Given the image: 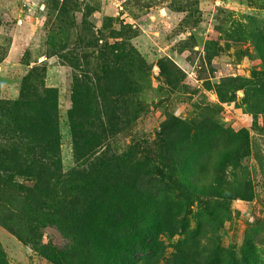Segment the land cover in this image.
<instances>
[{
    "label": "rangeland",
    "instance_id": "374dc122",
    "mask_svg": "<svg viewBox=\"0 0 264 264\" xmlns=\"http://www.w3.org/2000/svg\"><path fill=\"white\" fill-rule=\"evenodd\" d=\"M49 246L264 264V0H0V264Z\"/></svg>",
    "mask_w": 264,
    "mask_h": 264
},
{
    "label": "trees",
    "instance_id": "16d2710c",
    "mask_svg": "<svg viewBox=\"0 0 264 264\" xmlns=\"http://www.w3.org/2000/svg\"><path fill=\"white\" fill-rule=\"evenodd\" d=\"M148 176V174H146ZM139 239H141V236H138ZM143 240L141 239V242ZM50 255L54 258V260L56 261L57 264H69L68 261L66 260L64 254L59 251V249L49 246L48 248ZM248 253H253L254 254V250L252 249H247V250H241L240 251V258L237 260L239 262V264H251V262H249V256H247L246 254ZM234 261V260H233Z\"/></svg>",
    "mask_w": 264,
    "mask_h": 264
}]
</instances>
